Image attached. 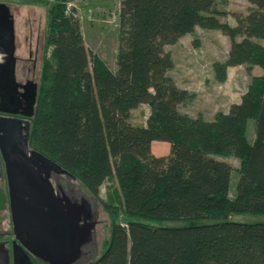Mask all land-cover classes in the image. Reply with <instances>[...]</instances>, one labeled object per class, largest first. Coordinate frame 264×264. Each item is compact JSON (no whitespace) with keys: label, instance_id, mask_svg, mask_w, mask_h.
Returning a JSON list of instances; mask_svg holds the SVG:
<instances>
[{"label":"trees","instance_id":"16d2710c","mask_svg":"<svg viewBox=\"0 0 264 264\" xmlns=\"http://www.w3.org/2000/svg\"><path fill=\"white\" fill-rule=\"evenodd\" d=\"M217 1L121 0L116 70L89 52L75 11L60 2L50 9L52 51L42 60L29 145L93 198L116 177L128 217L114 223L103 253L85 264H264V222L228 220L264 215V0H248L234 26L220 19ZM197 27L231 41L227 59L214 64L220 82L231 67L263 71L211 121L180 112L192 94L168 74L174 61L166 47ZM141 104L151 115L135 125L132 111ZM154 141L169 143L170 154H153ZM228 155L241 161L233 196L234 167L220 159ZM219 219L225 221L202 223Z\"/></svg>","mask_w":264,"mask_h":264},{"label":"rangeland","instance_id":"374dc122","mask_svg":"<svg viewBox=\"0 0 264 264\" xmlns=\"http://www.w3.org/2000/svg\"><path fill=\"white\" fill-rule=\"evenodd\" d=\"M56 2L66 6L67 12H76L81 21L82 32L89 52L92 55H97L110 69L116 70L121 0H0V4L8 7L10 15L14 18L16 56L23 58L24 64L26 63L29 67H32L34 60H37V77L40 76L43 59L45 56L48 58L52 51L51 48L46 47V41L50 22L49 12ZM249 6L248 0H218L216 9L225 12L220 17L223 22L234 26L236 25L234 14L246 13ZM258 41L264 46V40ZM230 46V39L220 30L197 27L193 33L182 37L175 45L166 47L174 61L172 69L168 72L169 76L178 87L186 89L192 94V100L181 105L180 112L192 117L202 115L206 120L211 121L218 112L226 110L229 104L239 102L253 77L262 75L263 71L260 67L255 66L249 69L247 65H241L229 68L226 81L220 82L216 77L214 64L227 59ZM150 115V107L147 104H141L132 111L131 122L135 125H146ZM248 138L253 143L255 122L252 120L248 124ZM152 152L156 156L168 155L170 154V145L167 142L154 141ZM220 159L234 167L230 188V193L233 196L239 179L238 169L241 167V161L234 155L223 156ZM60 183L75 196L78 193L83 195L96 212V228L90 241L86 244L87 252L84 248V254H90V259L78 257L70 263H66L85 264L103 253L114 223H127L128 217L123 211L121 199L115 193V190H118V181L116 177L109 179L101 188L99 196L95 198L88 193L79 180H74L64 174L60 177ZM18 219L21 232L27 235L31 246L44 247L53 254L57 253L58 249L64 248L67 231H64L63 228L54 231L51 225L45 228L41 227L38 220H30L23 211H20ZM13 220L12 215L13 225L9 218L5 223V227L11 231L12 227H15ZM228 220L242 223H262L264 215L236 214ZM61 221L64 220L61 219ZM219 221L225 220H205L202 223ZM184 224L181 221L164 222L160 225L181 226ZM1 233L2 228L0 227ZM3 238H0V243L7 239Z\"/></svg>","mask_w":264,"mask_h":264},{"label":"water","instance_id":"95a60500","mask_svg":"<svg viewBox=\"0 0 264 264\" xmlns=\"http://www.w3.org/2000/svg\"><path fill=\"white\" fill-rule=\"evenodd\" d=\"M0 53L6 56V62L0 65V75L7 73V80L13 83V74L16 62V33L14 18L10 15V9L0 4ZM1 80V79H0ZM1 100L6 102V96L1 94ZM6 136L8 151L4 152V160L7 168L11 200V211L14 221L13 246L6 247L4 242L0 243V264H31L30 254L41 259H48L53 264H66L82 255V246L88 232L92 231L94 224L81 222L80 212L74 205L66 206L57 196L52 185L41 172L36 171L30 164L28 148L25 141H20L18 133L21 126L12 122L0 123ZM4 146L3 149L5 150ZM32 159H38L43 164L44 173L54 170L60 173H68L56 162L52 161L38 151L32 152ZM48 176V175H47ZM25 195L27 200L18 197ZM2 199L0 193V201ZM23 211L30 220H38L41 227L51 225L54 231H67L65 246L52 253L44 247H33L29 244L27 235L21 232L18 215ZM63 219L64 221H61ZM55 220V222H54ZM61 221V222H60ZM53 222V224H51ZM64 225V227H63ZM46 230V229H44Z\"/></svg>","mask_w":264,"mask_h":264},{"label":"flooded vegetation","instance_id":"af4514ba","mask_svg":"<svg viewBox=\"0 0 264 264\" xmlns=\"http://www.w3.org/2000/svg\"><path fill=\"white\" fill-rule=\"evenodd\" d=\"M1 54V53H0ZM15 70L13 74V83L7 80V73L4 71L0 75V96H6V102L3 103L0 97V123L12 122L21 126V131L18 133L20 141H25L28 148L27 158L30 161L32 167L41 172L42 177H46L49 183L52 185L58 198L66 205H74L80 212L81 222L86 224H94L90 232L86 235L85 243L82 246L83 252L87 249L86 244L90 241L92 233L95 231L96 223L94 209L91 207L90 202L80 193L75 196L68 191L62 183H60V177L66 173H60L54 170H47V175L44 173L43 164L38 159H32V152L36 151L29 145V129L31 121L35 114V109L38 99L39 77H37V60H34L32 67L24 64L23 58L16 56ZM6 62V56L1 54L0 65ZM23 62V63H22ZM8 132L4 131L0 126V193L2 199L0 201V227L2 233L0 238L6 237L3 242L9 249L13 246V240L15 239L14 227L12 231L5 227L6 220L9 218L12 224V211L11 200L9 198L10 187L7 176V168L4 160V152L8 151L5 138L8 136ZM3 146L5 150L3 149ZM68 176V175H67ZM18 197L23 200H27L25 195L18 194ZM13 225V224H12ZM12 234V236H11ZM4 239V238H3ZM1 241V240H0ZM86 246V247H85ZM85 248V250H84ZM82 252V254H83ZM87 252V250H86Z\"/></svg>","mask_w":264,"mask_h":264},{"label":"crops","instance_id":"0c3cea01","mask_svg":"<svg viewBox=\"0 0 264 264\" xmlns=\"http://www.w3.org/2000/svg\"><path fill=\"white\" fill-rule=\"evenodd\" d=\"M230 106H231V104H229V106L227 107L226 110H222V112H228ZM30 257L31 258H30L29 261H30L31 264H53V262L51 260H48V259L44 260V259L38 258L36 256H33L31 254H30ZM89 257H90V254H88V253L87 254H84V252L80 256V258H83V259H88Z\"/></svg>","mask_w":264,"mask_h":264}]
</instances>
